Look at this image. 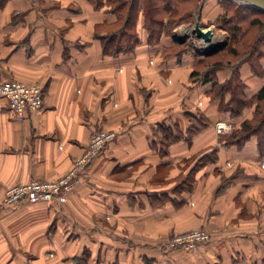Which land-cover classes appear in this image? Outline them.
<instances>
[{
  "label": "crops",
  "instance_id": "1",
  "mask_svg": "<svg viewBox=\"0 0 264 264\" xmlns=\"http://www.w3.org/2000/svg\"><path fill=\"white\" fill-rule=\"evenodd\" d=\"M114 18L87 0H8L0 9V81L44 88L42 108L23 117L0 97V264H264V156L255 138L242 148L220 143L213 124L224 114L205 94L209 84L190 80L189 51L161 55L167 36L149 46L139 28L132 53L103 54L95 27ZM240 73L248 94L262 85L247 64ZM196 110L210 125L161 154L153 128L176 122L185 131L184 112ZM97 129L114 137L65 203L2 205L10 186L66 173ZM212 146L216 162L182 183L186 160ZM195 228L211 233L196 251L166 247Z\"/></svg>",
  "mask_w": 264,
  "mask_h": 264
},
{
  "label": "trees",
  "instance_id": "2",
  "mask_svg": "<svg viewBox=\"0 0 264 264\" xmlns=\"http://www.w3.org/2000/svg\"><path fill=\"white\" fill-rule=\"evenodd\" d=\"M8 0H0V9ZM94 9H104L115 16L112 22L96 25L94 36L100 41L102 53L110 56L132 53L141 43L142 28L149 46L158 44L164 36H172L173 28L192 17L196 0H87ZM221 8L216 23L229 32L225 48L205 57L194 54L190 73L192 82L209 84L205 94L217 100V110L224 114L235 127L220 138L224 145L242 148L255 138L257 150L264 156V10L249 7L234 0H216ZM187 49L172 42L165 46L164 57L180 56ZM247 64L250 71L262 79V85L248 94L240 68ZM229 70V76L221 80L218 72ZM44 93V88H43ZM252 108L251 115L240 119L244 111ZM185 131L176 122L158 123L152 133L159 137V150L165 154L168 146L185 139L188 144L193 135L210 125L209 119L200 111H185ZM217 147H206L191 155V168L182 183L192 185L196 171L207 163L217 160ZM189 165V164H188Z\"/></svg>",
  "mask_w": 264,
  "mask_h": 264
},
{
  "label": "built area",
  "instance_id": "3",
  "mask_svg": "<svg viewBox=\"0 0 264 264\" xmlns=\"http://www.w3.org/2000/svg\"><path fill=\"white\" fill-rule=\"evenodd\" d=\"M0 97L6 99L8 109L15 117H23L28 112L40 110L43 106V86L37 82H25L15 79L0 81ZM234 124L229 120H218L214 123L217 135L229 133ZM114 132L95 130L83 152L74 157L71 167L54 180L33 178L27 182L10 186L2 201L6 207H15L21 203L42 201L49 205H62L68 200L70 193L92 162L105 146L113 139ZM263 165V164H262ZM211 233L205 228H195L183 233H174L166 245L171 249L196 251L208 242Z\"/></svg>",
  "mask_w": 264,
  "mask_h": 264
},
{
  "label": "rangeland",
  "instance_id": "4",
  "mask_svg": "<svg viewBox=\"0 0 264 264\" xmlns=\"http://www.w3.org/2000/svg\"><path fill=\"white\" fill-rule=\"evenodd\" d=\"M196 2H197L196 7L194 8L192 17L186 22H182L176 25L173 28L172 36H167V38L172 43L175 41L173 39V35H175L176 37H183L184 35H187L186 39L182 43H179V44H182L183 47L187 49L186 51H189L191 55L196 54V55L206 58L209 55L206 56V55L199 54L200 49L205 50L206 48L200 45V41L202 39L197 38L195 36V33L193 32V26L195 22L199 21L200 25L203 28H211L213 30L214 36H213L211 45L217 46V47L219 45V48L217 49L215 53H219L225 48V46L227 45L228 39H229V32L226 29L217 25L215 21L216 17L221 12V8L216 3L217 2L216 0H212V2L211 1L209 2V0H196ZM140 31L142 30L140 29Z\"/></svg>",
  "mask_w": 264,
  "mask_h": 264
},
{
  "label": "water",
  "instance_id": "5",
  "mask_svg": "<svg viewBox=\"0 0 264 264\" xmlns=\"http://www.w3.org/2000/svg\"><path fill=\"white\" fill-rule=\"evenodd\" d=\"M240 4L249 6V7H254L257 9H261L264 10V0H234ZM193 32L195 33V36L197 38H201L206 42H211L212 43V38L214 36V32L211 28H203L199 21H196L194 26H193ZM187 35H184L183 37H176L175 35H173V39L177 42V43H182L185 39H186ZM206 46L204 49H200L199 54L201 55H210L212 53H215L217 51V49L219 48L217 46H213V45Z\"/></svg>",
  "mask_w": 264,
  "mask_h": 264
},
{
  "label": "bare ground",
  "instance_id": "6",
  "mask_svg": "<svg viewBox=\"0 0 264 264\" xmlns=\"http://www.w3.org/2000/svg\"><path fill=\"white\" fill-rule=\"evenodd\" d=\"M213 39V38H212ZM211 42H206L203 39L200 41V45L203 47L209 46Z\"/></svg>",
  "mask_w": 264,
  "mask_h": 264
}]
</instances>
